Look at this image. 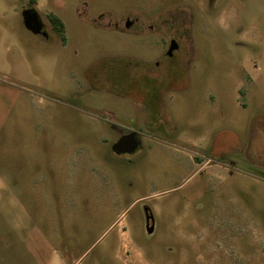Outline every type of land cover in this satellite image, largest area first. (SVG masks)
<instances>
[{"label": "rangeland", "instance_id": "1", "mask_svg": "<svg viewBox=\"0 0 264 264\" xmlns=\"http://www.w3.org/2000/svg\"><path fill=\"white\" fill-rule=\"evenodd\" d=\"M0 264H264V0H0Z\"/></svg>", "mask_w": 264, "mask_h": 264}, {"label": "water", "instance_id": "2", "mask_svg": "<svg viewBox=\"0 0 264 264\" xmlns=\"http://www.w3.org/2000/svg\"><path fill=\"white\" fill-rule=\"evenodd\" d=\"M22 19L26 28L31 30L33 33H38L41 29V23L38 18V14L31 8H25L22 11ZM177 47V43L173 40L169 46V53ZM139 141L137 134L134 131L122 134L113 144L111 150L116 154L130 153L137 149ZM145 230L147 233H151L153 230V223L148 224V216L145 220Z\"/></svg>", "mask_w": 264, "mask_h": 264}, {"label": "flooded vegetation", "instance_id": "3", "mask_svg": "<svg viewBox=\"0 0 264 264\" xmlns=\"http://www.w3.org/2000/svg\"><path fill=\"white\" fill-rule=\"evenodd\" d=\"M27 8H31V9H33V10H35L36 12H37V14H38V18H39V21H40V23H41V29H40V31L38 32V33H36V34H40V35H42V36H44V37H48L49 36V32L47 31V28H46V24H45V22L41 19V17H40V15H39V13H38V11L33 7V6H28ZM101 16H99V18H100ZM48 24L50 25V27L51 28H54L53 27V25H52V23L50 22V20H49V18H48ZM159 25V26H165V29H166V31H168L169 30V32H170V34H169V44H168V48L166 49V51H165V56H169V57H171L172 55H173V53H174V51L175 50H177L178 49V47H179V44H178V42H177V40H176V38H175V34H174V32H173V30L175 29L176 30V32H178V29L177 28H174V24H173V22H170V27H167L168 26V20L166 21V22H162V21H160V22H158V23H152V22H149V23H147L146 24V27L148 28V29H153L154 27H155V25ZM178 23H176V25H177ZM114 26L115 27H118V23H115L114 24ZM133 26V21L132 20H130V19H126L125 21H124V23H123V27L121 28V29H130L131 27ZM119 28V27H118ZM28 29V28H27ZM29 30V29H28ZM31 31V30H30ZM32 32V31H31ZM33 33V32H32ZM62 35V39H63V42H65V35L64 34H61ZM175 41L176 43H177V47L175 48V49H173L170 53H169V46H170V44H171V42L172 41ZM137 63H142L143 65H145V67H149V66H146V65H149V64H151V65H153V68H157L158 67V65L160 64V60L159 61H155V62H148V61H143V60H138L137 61ZM150 65V66H151ZM147 69V68H146ZM148 70V72H150L151 70H149V69H147ZM142 72V71H141ZM146 72V71H145ZM153 72H156V71H153ZM137 139H138V141H140L139 140V136L137 135ZM139 145V144H138ZM138 148V147H137ZM147 210V209H146ZM152 214L150 215V220H151V222H153V220H152Z\"/></svg>", "mask_w": 264, "mask_h": 264}, {"label": "trees", "instance_id": "4", "mask_svg": "<svg viewBox=\"0 0 264 264\" xmlns=\"http://www.w3.org/2000/svg\"><path fill=\"white\" fill-rule=\"evenodd\" d=\"M48 18L56 32L63 34L64 25L62 20L54 13H49Z\"/></svg>", "mask_w": 264, "mask_h": 264}, {"label": "crops", "instance_id": "5", "mask_svg": "<svg viewBox=\"0 0 264 264\" xmlns=\"http://www.w3.org/2000/svg\"><path fill=\"white\" fill-rule=\"evenodd\" d=\"M152 217V220H153V215L151 216ZM153 223V222H152ZM153 228H154V223H153ZM153 231V230H152Z\"/></svg>", "mask_w": 264, "mask_h": 264}]
</instances>
